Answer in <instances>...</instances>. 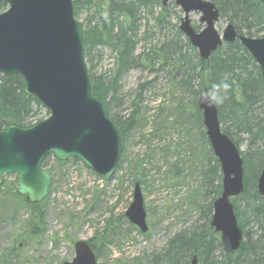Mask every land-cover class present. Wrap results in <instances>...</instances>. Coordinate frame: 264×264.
Wrapping results in <instances>:
<instances>
[{
    "label": "rangeland",
    "instance_id": "1",
    "mask_svg": "<svg viewBox=\"0 0 264 264\" xmlns=\"http://www.w3.org/2000/svg\"><path fill=\"white\" fill-rule=\"evenodd\" d=\"M81 1L85 5L77 20L85 24L88 0ZM167 6L174 13L168 18V29L154 28L159 7L155 9L156 15L149 12L139 37L142 38L148 24L151 39L141 40L138 51H147L166 35L167 40L177 39L184 45L182 52L196 64L197 49L186 46V36L177 37L174 27H179L184 12L175 0ZM200 16L199 12L190 14L197 31L204 27ZM227 23V19L219 20L220 33ZM86 64L90 75L108 76L113 55L104 49L99 55L95 52ZM178 80L180 77L174 71L158 63L150 69L130 71L119 80L109 116L121 123L133 117L134 122L122 140L120 162L112 174L101 177L77 159L60 161L49 155L43 165L51 172L52 181L49 195L39 207H32L25 197L17 196L15 174L4 176L0 186V264H64L75 257L74 244L78 240L92 243L97 264H152L174 235L203 227L211 220L213 210H205L212 200L211 195L205 196L210 165L208 146L203 144L200 129L190 116L194 112L193 96L177 85ZM142 84L148 87L140 90ZM41 108L33 123L49 116ZM225 127L221 123V128ZM239 137V148L245 152L248 135L234 139ZM250 178L253 182L254 173ZM135 183L140 184L143 196L147 232L139 230L125 216L133 202ZM217 183L215 180L214 185ZM238 202L245 223L248 215L242 210L244 202ZM44 209L42 216L39 212ZM212 231L218 234L213 228ZM241 233L244 241L262 234L252 222H247ZM221 254L217 250L210 258L220 260Z\"/></svg>",
    "mask_w": 264,
    "mask_h": 264
},
{
    "label": "water",
    "instance_id": "2",
    "mask_svg": "<svg viewBox=\"0 0 264 264\" xmlns=\"http://www.w3.org/2000/svg\"><path fill=\"white\" fill-rule=\"evenodd\" d=\"M0 12V75H19L23 91L34 97L49 116L30 125H0V186L4 176L15 174L16 194L31 205L49 195L51 172L42 167L47 155L57 160L77 159L105 177L119 164L122 141L118 127L104 103L93 97L84 54L83 27L75 17L73 0H2ZM170 0H161L166 6ZM264 4V0H259ZM184 16L179 30L208 60L224 43L238 40L255 60L264 81V37L239 34L232 24L217 29L220 13L210 0H175ZM199 12L203 29L197 31L190 14ZM197 98L206 136L222 173V191L213 202L210 225L227 239L232 251L241 246V234L232 198L245 188L244 160L240 148L223 132L217 105ZM257 192L264 197V167L257 179ZM142 232L148 231L139 183L134 184L133 202L125 212ZM75 257L64 264H97L86 240L74 244ZM189 264H201L192 256Z\"/></svg>",
    "mask_w": 264,
    "mask_h": 264
},
{
    "label": "trees",
    "instance_id": "3",
    "mask_svg": "<svg viewBox=\"0 0 264 264\" xmlns=\"http://www.w3.org/2000/svg\"><path fill=\"white\" fill-rule=\"evenodd\" d=\"M210 1L218 7L220 19H227L234 24L239 34L264 36V4L259 0ZM86 3L88 13L85 24H82L85 59L90 61L95 52L99 55L104 49H109L113 55V66L108 76L89 74L91 93L106 105L108 112L116 102L119 80L130 71L150 69L156 63L174 71V75L180 77L177 85L192 94L194 112L190 116L192 115L193 123L200 129L203 144L208 146L210 165L205 178V196L211 195L212 200L205 208L207 212L211 213L213 201L221 194L222 174L219 161L214 156L206 136L197 97L205 89L209 90L214 84L227 79L231 85L229 97L222 105H217L220 123L226 124L222 130L238 147L240 137L236 140L234 136L248 135V148L245 152L240 151L244 160L245 188L241 195L232 199L241 234L240 248L232 251L226 238L220 233H213L208 219L203 227L189 228L170 238L165 249L156 256L152 264H189L195 254L202 264H264V197L257 192V179L264 167V81L255 60L238 40L224 43L208 60L201 59L199 54L194 55L196 64L188 54L182 52L181 47L184 45L177 39L167 40L166 35L147 51H138L141 40L151 39L148 24L142 38L139 37L143 21L147 19L149 12H155L159 7L154 28L168 29L171 24L168 18L174 13L167 5L164 6L161 0H88ZM83 4L81 0H73L76 18L84 8ZM5 9V2L0 0V12ZM174 27L177 29V37L181 36L183 33L177 24ZM185 44L191 50L194 49L188 38ZM139 87L143 90L148 86L144 87L142 84ZM41 109L34 97L24 93L21 76L0 75L1 126L11 123L30 125ZM111 119L119 129L121 140H124L134 118L130 117L123 123L114 117ZM251 172L254 173L253 182L250 181L253 174ZM215 180L218 181L216 185ZM238 201L244 202L242 210L245 216L248 215L245 223L241 219L242 211ZM42 203L31 206L39 207ZM39 214L44 216L45 209ZM247 222L260 227L261 237L243 240L241 232ZM88 242L94 250L92 243ZM217 250L222 253L221 259H211Z\"/></svg>",
    "mask_w": 264,
    "mask_h": 264
},
{
    "label": "clouds",
    "instance_id": "4",
    "mask_svg": "<svg viewBox=\"0 0 264 264\" xmlns=\"http://www.w3.org/2000/svg\"><path fill=\"white\" fill-rule=\"evenodd\" d=\"M231 85L227 79L219 84H214L204 95L201 97V102L209 107L214 105H222L229 97Z\"/></svg>",
    "mask_w": 264,
    "mask_h": 264
},
{
    "label": "bare ground",
    "instance_id": "5",
    "mask_svg": "<svg viewBox=\"0 0 264 264\" xmlns=\"http://www.w3.org/2000/svg\"><path fill=\"white\" fill-rule=\"evenodd\" d=\"M217 8H218V7H217ZM218 10H219V9H218ZM219 13H220V11H219ZM228 24H232V23L228 21L227 25H228ZM232 25L234 26V24H232ZM234 27H235V26H234ZM235 29H236V28H235ZM243 35H246V34H243ZM247 36H250V35H247ZM251 37H253V36H251ZM261 37H264V36H261Z\"/></svg>",
    "mask_w": 264,
    "mask_h": 264
}]
</instances>
